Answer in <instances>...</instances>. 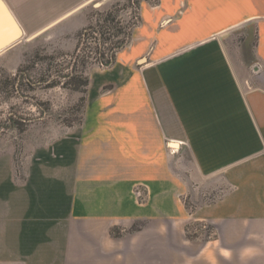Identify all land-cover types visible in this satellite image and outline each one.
Listing matches in <instances>:
<instances>
[{
    "label": "crops",
    "instance_id": "0c3cea01",
    "mask_svg": "<svg viewBox=\"0 0 264 264\" xmlns=\"http://www.w3.org/2000/svg\"><path fill=\"white\" fill-rule=\"evenodd\" d=\"M3 1L23 30L40 31L88 0ZM161 6L143 8L146 31L182 13L157 28L152 62L132 68L148 46L138 40L119 69L94 75L84 125L40 150L23 184L0 179V264H264V0ZM236 30L249 54L238 43L230 52ZM109 79L118 84L100 93ZM177 150L198 176L220 170L237 191L189 212ZM137 221L140 230L111 235ZM191 222L212 225L214 237L187 238Z\"/></svg>",
    "mask_w": 264,
    "mask_h": 264
},
{
    "label": "rangeland",
    "instance_id": "374dc122",
    "mask_svg": "<svg viewBox=\"0 0 264 264\" xmlns=\"http://www.w3.org/2000/svg\"><path fill=\"white\" fill-rule=\"evenodd\" d=\"M161 5L162 0H88L79 10L35 39L27 40L37 30L21 28L20 42L0 53V179L11 181L13 176L14 185L23 184L33 158L40 150L75 134L84 125L91 101L89 86L94 75L107 76L119 69L123 55L131 53L138 40L147 37L148 46L140 56L133 58L132 68L144 69L152 62L153 41L161 37L157 28L177 22L182 13V8L177 9L159 24H154L155 30L146 33L145 23L150 16L144 14L143 8L155 15ZM101 15H108L113 21L116 37L108 44L113 47L109 53H100L99 36L90 32L91 27L98 26ZM120 41L122 48L119 50ZM226 42L231 53L236 51L234 43H238V52H251L250 41L247 46L244 44L242 30L241 33L234 31ZM96 44L98 51L95 53ZM184 48L170 54L184 52L187 50ZM102 54L108 57L115 54L109 67L102 66ZM109 81L111 84L101 86L100 93L104 94L118 84V81ZM177 151L174 152L173 167L187 188L180 199L189 212L205 204H214L237 191L235 185L225 179L226 173L220 170L198 176L195 161L187 155V150ZM133 192L139 204L146 203V190L138 186ZM144 225V221H137L132 226L140 230ZM131 227H115L111 229V235L133 233L129 230ZM213 229L206 222H191L185 232L191 240L205 241L214 237Z\"/></svg>",
    "mask_w": 264,
    "mask_h": 264
},
{
    "label": "water",
    "instance_id": "95a60500",
    "mask_svg": "<svg viewBox=\"0 0 264 264\" xmlns=\"http://www.w3.org/2000/svg\"><path fill=\"white\" fill-rule=\"evenodd\" d=\"M80 8L81 6L77 7L70 13L64 15L59 20L47 26L46 28L33 34L27 40L30 41L32 39H35L39 35L43 34L46 30L57 24L59 21L65 19ZM22 37L23 31L21 27L18 25L17 21L13 17L7 5L3 2V0H0V53L7 51L9 48L19 43Z\"/></svg>",
    "mask_w": 264,
    "mask_h": 264
},
{
    "label": "trees",
    "instance_id": "16d2710c",
    "mask_svg": "<svg viewBox=\"0 0 264 264\" xmlns=\"http://www.w3.org/2000/svg\"><path fill=\"white\" fill-rule=\"evenodd\" d=\"M97 24H98V26L96 25V27H91L90 32H93L94 34L97 33L99 36L100 42H98V46L100 49V53L102 51H106V53H109V51H112L111 49L113 47H111V48L108 47V44L110 45L112 43V38L116 37L113 33V31H114L113 21L111 19H109L108 15H106V16L101 15L100 19L97 20ZM118 43H117L118 44L117 47H119V50H120L122 48L121 41ZM94 50H95V53L98 51L97 44H96V47ZM114 59H115V54H114V57H112V56L108 57V56H105V54H102V61L103 62L101 61V64L103 67H109L114 62ZM129 230H130V232H134L138 229H134V226H132Z\"/></svg>",
    "mask_w": 264,
    "mask_h": 264
}]
</instances>
